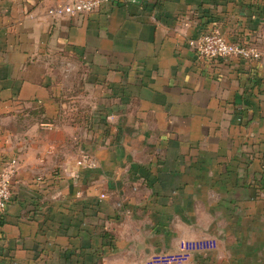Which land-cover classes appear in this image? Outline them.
I'll return each mask as SVG.
<instances>
[{"label": "crops", "instance_id": "obj_1", "mask_svg": "<svg viewBox=\"0 0 264 264\" xmlns=\"http://www.w3.org/2000/svg\"><path fill=\"white\" fill-rule=\"evenodd\" d=\"M60 3L0 0V264H264V0ZM212 30L261 57H199Z\"/></svg>", "mask_w": 264, "mask_h": 264}, {"label": "built area", "instance_id": "obj_2", "mask_svg": "<svg viewBox=\"0 0 264 264\" xmlns=\"http://www.w3.org/2000/svg\"><path fill=\"white\" fill-rule=\"evenodd\" d=\"M114 0H61V3L51 9L54 15H77L99 8L106 2ZM190 46L199 57L207 59H228L234 56L245 59H259L261 52L258 48L239 41H228L219 31H208L197 39L189 40ZM79 164L89 168L96 166L93 157L83 156ZM17 172V160L10 159L0 168V217L6 212L9 200L12 197V180ZM105 195H102L104 197ZM214 244L208 240L183 241L178 252L153 254L146 264H174L184 262L197 250L211 248Z\"/></svg>", "mask_w": 264, "mask_h": 264}]
</instances>
